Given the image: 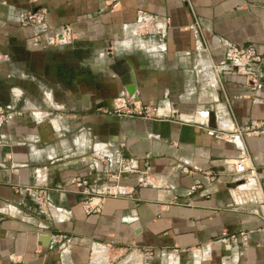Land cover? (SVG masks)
I'll return each instance as SVG.
<instances>
[{"label": "crops", "instance_id": "obj_1", "mask_svg": "<svg viewBox=\"0 0 264 264\" xmlns=\"http://www.w3.org/2000/svg\"><path fill=\"white\" fill-rule=\"evenodd\" d=\"M40 9L75 42L20 24ZM218 41L254 46L264 74V0H0V107L20 114L0 147V264H264V89L215 71ZM106 154L139 173L110 180Z\"/></svg>", "mask_w": 264, "mask_h": 264}, {"label": "built area", "instance_id": "obj_2", "mask_svg": "<svg viewBox=\"0 0 264 264\" xmlns=\"http://www.w3.org/2000/svg\"><path fill=\"white\" fill-rule=\"evenodd\" d=\"M47 11L40 9L37 11H30L24 13L20 18V24L24 27H29L36 37H40L42 34L51 32L47 25ZM139 16V32L141 35H158L161 38L165 37L164 28L160 23L152 16L140 11ZM52 43L54 46H61L66 44H72L76 39L72 38L71 30L68 28H62L58 32H51ZM218 48L221 49V60L215 64V71L220 75H230L237 77L240 81V85L249 90L251 94H256L264 89V74L259 71V67L262 63V57L256 48L250 46H236L227 42L217 43ZM7 59V57H4ZM0 57V60L4 59ZM20 115L16 109L12 106L0 107V147H3L7 143V139L3 134L7 125L16 116ZM105 164V173L110 180L116 181L124 176L139 173V167L135 160L124 158L122 155H98ZM235 172L237 176L253 177L256 174L254 169H251L247 165V155L239 156L234 162ZM88 188L87 181L82 182ZM89 189V188H88ZM22 193H27L29 196H33L36 191L32 188H25ZM87 193V192H86ZM97 194L90 189L88 195L90 199L85 203V210L88 214L100 213L102 209V203L94 206L93 202ZM102 194V193H101ZM106 194V193H103ZM35 201L40 210H44L46 196L44 193L38 192L35 194ZM241 242L244 246L249 244L247 235H241ZM114 249L112 246H108ZM148 259H155L159 257L158 251H146L143 253Z\"/></svg>", "mask_w": 264, "mask_h": 264}]
</instances>
